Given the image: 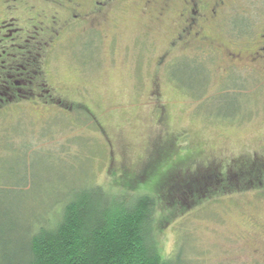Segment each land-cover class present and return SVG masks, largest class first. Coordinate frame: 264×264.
I'll use <instances>...</instances> for the list:
<instances>
[{
	"label": "rangeland",
	"instance_id": "1",
	"mask_svg": "<svg viewBox=\"0 0 264 264\" xmlns=\"http://www.w3.org/2000/svg\"><path fill=\"white\" fill-rule=\"evenodd\" d=\"M147 1L115 0L106 24L44 59L46 84L87 110L58 113L32 97L6 104L7 112L0 113V254L6 243L18 248L28 236L24 227L49 220L72 191L98 185L119 196H154L158 248L174 264H264V238L247 232L249 219L264 221V202L227 197L220 178L213 186L200 178L203 186L182 199L160 187L169 176L162 150L171 164L191 150L177 167L185 174L203 169L208 159L254 149L264 123V93L245 72L223 80L217 68L222 63L214 61L205 67L203 96L188 97L169 73L171 57L183 51L168 49L178 21L173 12L158 17L162 3ZM246 1L263 0H239L232 21L245 18ZM223 90L226 97L237 95L235 116L219 99ZM96 121L112 143L113 159ZM11 227L14 239L7 236Z\"/></svg>",
	"mask_w": 264,
	"mask_h": 264
},
{
	"label": "flooded vegetation",
	"instance_id": "2",
	"mask_svg": "<svg viewBox=\"0 0 264 264\" xmlns=\"http://www.w3.org/2000/svg\"><path fill=\"white\" fill-rule=\"evenodd\" d=\"M114 1L0 0V113L7 112L6 104L32 97L42 100L43 105L50 104L45 108H53L58 113L79 114L87 110L77 101L63 99L54 87L46 84L48 78L42 71L43 63L48 53L54 54L58 47L106 24L107 19L112 17L110 7ZM152 1L155 0L147 1V5ZM158 2L162 3L158 17L167 18L173 12L178 21L169 35L168 49L183 51L171 57L169 73L173 83L179 84V87L181 85V91L184 89L188 97L200 100L205 83V67L209 62L218 61L222 63L217 68L223 80L233 78L237 71L245 72L264 93V0L261 5L246 1L248 4L242 11L245 18H234L233 21L231 18L239 0ZM226 12H229V18H226ZM186 74L191 76L189 81ZM222 92L224 96L219 97L220 101L227 94L224 90ZM231 93L228 95L234 99L237 95ZM152 96H156V91ZM229 107H233V111L227 113L235 116L238 109L236 103ZM90 121L94 124V120ZM97 128L113 159L112 143L98 123ZM253 147L245 153L229 154L222 161L208 159L206 166L196 171L220 178L219 181H223L225 184L222 185L228 189L226 196L229 198L231 194L242 197L250 195L264 202V123L258 133V142ZM190 151L187 155L192 153ZM222 166L223 171L220 170ZM247 225V232L264 238V221L249 219Z\"/></svg>",
	"mask_w": 264,
	"mask_h": 264
},
{
	"label": "trees",
	"instance_id": "3",
	"mask_svg": "<svg viewBox=\"0 0 264 264\" xmlns=\"http://www.w3.org/2000/svg\"><path fill=\"white\" fill-rule=\"evenodd\" d=\"M185 76L189 81L190 74ZM230 101L234 99L227 95L224 102L228 106L235 104ZM156 151H163L160 161L167 164L165 172L169 173L168 182L162 180L160 187L167 186L175 193L173 198L182 199L186 191L203 186L200 178L211 186L218 179L206 171L181 174L177 167L187 154L181 162L171 164L163 158L167 155L165 150ZM169 204L175 203L172 200ZM156 210V200L150 193L132 198L106 192L98 185L75 189L58 202L49 220L24 227L28 236L18 248L2 245L0 264H174L172 257L165 258L159 251L154 234ZM8 231L17 232L13 227ZM8 231V238L14 239V233Z\"/></svg>",
	"mask_w": 264,
	"mask_h": 264
}]
</instances>
